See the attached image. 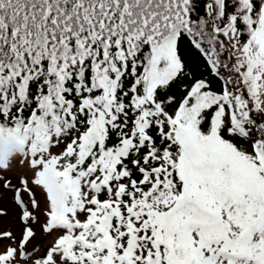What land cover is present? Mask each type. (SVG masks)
<instances>
[{
  "label": "snow or ice",
  "instance_id": "snow-or-ice-1",
  "mask_svg": "<svg viewBox=\"0 0 264 264\" xmlns=\"http://www.w3.org/2000/svg\"><path fill=\"white\" fill-rule=\"evenodd\" d=\"M0 264H264V0H0Z\"/></svg>",
  "mask_w": 264,
  "mask_h": 264
},
{
  "label": "rangeland",
  "instance_id": "rangeland-1",
  "mask_svg": "<svg viewBox=\"0 0 264 264\" xmlns=\"http://www.w3.org/2000/svg\"><path fill=\"white\" fill-rule=\"evenodd\" d=\"M1 224H2V225H1V226H2V228L6 226V225H5V224H3V223H1Z\"/></svg>",
  "mask_w": 264,
  "mask_h": 264
},
{
  "label": "trees",
  "instance_id": "trees-1",
  "mask_svg": "<svg viewBox=\"0 0 264 264\" xmlns=\"http://www.w3.org/2000/svg\"><path fill=\"white\" fill-rule=\"evenodd\" d=\"M2 224L0 223V229H2V226H1Z\"/></svg>",
  "mask_w": 264,
  "mask_h": 264
}]
</instances>
